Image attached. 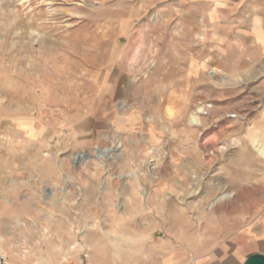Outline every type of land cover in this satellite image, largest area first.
Returning a JSON list of instances; mask_svg holds the SVG:
<instances>
[{
    "label": "rangeland",
    "instance_id": "rangeland-1",
    "mask_svg": "<svg viewBox=\"0 0 264 264\" xmlns=\"http://www.w3.org/2000/svg\"><path fill=\"white\" fill-rule=\"evenodd\" d=\"M251 2L0 0V116L18 123L0 125L13 131L0 138V252L18 264L72 242L96 245L95 264L264 252V50L227 43L236 27L223 25L228 5Z\"/></svg>",
    "mask_w": 264,
    "mask_h": 264
},
{
    "label": "crops",
    "instance_id": "crops-1",
    "mask_svg": "<svg viewBox=\"0 0 264 264\" xmlns=\"http://www.w3.org/2000/svg\"><path fill=\"white\" fill-rule=\"evenodd\" d=\"M228 8H230L231 10V16L229 15L227 21L223 22V25L228 28L236 27V30L233 29L231 32L230 30H227V32L224 33L225 41L227 43L233 42L235 40L241 41L248 47L254 46L261 48V50H264V0H252L251 3L246 5L231 4L228 5ZM235 13H238V19L236 21L232 20L236 15ZM13 124H18L14 117L6 119L0 116V125L5 126ZM4 126H0V138H4L5 141L7 138H10L9 136H11L13 131L11 127L7 128ZM13 130H15L14 134L18 132V129L15 126L13 127ZM46 135H48V132H46ZM7 154L8 153L5 149L3 151V161H9ZM10 167L12 168L3 170V180L5 181L4 183L10 184L9 186L11 187L16 185L19 177L17 174V167ZM3 193H6V190H3ZM20 199L21 197L10 196L7 197V203L15 204L18 203ZM95 246L96 245L90 244H75V242H72V244L68 245L69 248L66 252L63 253V257L61 259L54 257L52 253L51 255H47L46 257L41 256L40 259L38 258L29 261L28 263L23 262L21 264H95L93 263L94 252L96 251ZM258 254L264 255V252H260ZM10 262L11 264H18L14 261Z\"/></svg>",
    "mask_w": 264,
    "mask_h": 264
},
{
    "label": "water",
    "instance_id": "water-1",
    "mask_svg": "<svg viewBox=\"0 0 264 264\" xmlns=\"http://www.w3.org/2000/svg\"><path fill=\"white\" fill-rule=\"evenodd\" d=\"M243 264H264V255L255 254L247 258Z\"/></svg>",
    "mask_w": 264,
    "mask_h": 264
},
{
    "label": "bare ground",
    "instance_id": "bare-ground-1",
    "mask_svg": "<svg viewBox=\"0 0 264 264\" xmlns=\"http://www.w3.org/2000/svg\"><path fill=\"white\" fill-rule=\"evenodd\" d=\"M257 148V151L261 154V155H263L264 156V150L262 149V148H259L258 146H256ZM111 152V150H101V152H100V157L101 158H104V157H106L109 153ZM77 158H79V157H77ZM227 196H222L220 199H224V198H226Z\"/></svg>",
    "mask_w": 264,
    "mask_h": 264
},
{
    "label": "built area",
    "instance_id": "built-area-1",
    "mask_svg": "<svg viewBox=\"0 0 264 264\" xmlns=\"http://www.w3.org/2000/svg\"><path fill=\"white\" fill-rule=\"evenodd\" d=\"M0 264H11L9 257L0 252Z\"/></svg>",
    "mask_w": 264,
    "mask_h": 264
}]
</instances>
